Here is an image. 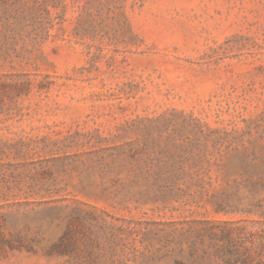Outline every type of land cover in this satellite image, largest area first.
Returning <instances> with one entry per match:
<instances>
[{
  "label": "rangeland",
  "instance_id": "1",
  "mask_svg": "<svg viewBox=\"0 0 264 264\" xmlns=\"http://www.w3.org/2000/svg\"><path fill=\"white\" fill-rule=\"evenodd\" d=\"M201 221L264 264V0H0V264H190Z\"/></svg>",
  "mask_w": 264,
  "mask_h": 264
},
{
  "label": "trees",
  "instance_id": "2",
  "mask_svg": "<svg viewBox=\"0 0 264 264\" xmlns=\"http://www.w3.org/2000/svg\"><path fill=\"white\" fill-rule=\"evenodd\" d=\"M199 224L206 226L192 238L186 237L190 264H250V239L241 237V233L234 239L226 227L207 226L205 221Z\"/></svg>",
  "mask_w": 264,
  "mask_h": 264
}]
</instances>
